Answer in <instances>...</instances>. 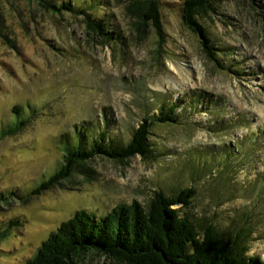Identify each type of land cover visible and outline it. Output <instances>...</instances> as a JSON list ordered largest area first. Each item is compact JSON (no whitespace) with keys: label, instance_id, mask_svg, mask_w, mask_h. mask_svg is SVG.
Segmentation results:
<instances>
[{"label":"rangeland","instance_id":"rangeland-1","mask_svg":"<svg viewBox=\"0 0 264 264\" xmlns=\"http://www.w3.org/2000/svg\"><path fill=\"white\" fill-rule=\"evenodd\" d=\"M76 1L99 3L95 16H106L113 38L88 28L81 14L0 0L12 40L0 36V129L16 117L15 105L29 117L0 141V193L16 192L0 203V227L20 221L0 243V264H25L77 210L100 216L133 200L147 206L155 190L175 194L192 185L198 195L188 212L197 224H215L229 238L236 223H253L246 255L264 257V0H214L213 10L197 14L225 68L185 23L184 0H155L166 32L161 44L151 24L144 32L132 27L133 0ZM172 103L182 124L153 125L150 141L163 152L157 161L97 156L88 170L26 196L57 170L64 135L82 123L96 136L108 127L107 137L128 142L144 116ZM203 163L211 164L206 173ZM77 264L119 263L89 253Z\"/></svg>","mask_w":264,"mask_h":264},{"label":"trees","instance_id":"trees-1","mask_svg":"<svg viewBox=\"0 0 264 264\" xmlns=\"http://www.w3.org/2000/svg\"><path fill=\"white\" fill-rule=\"evenodd\" d=\"M32 1L53 15H63L65 12L81 14L88 28L106 40L113 38L111 36L116 33L110 28L106 16H95L99 3L94 1H89L88 5H80L76 0ZM213 1L184 0L183 19L201 37L208 58L225 68L220 55L221 47L215 46L210 32L197 19V14L214 9ZM127 9L133 17L134 29L144 32L151 24L159 43L164 42V22L155 0H133ZM4 28V20L0 14V36L11 43ZM117 36L120 37L119 34ZM160 109L157 114L144 116L128 142L107 137L108 127L96 136L92 134L88 124L82 123L85 126H81L80 131L77 129L70 136L64 135V156L57 170L26 196L41 195L52 186L70 180L76 170H88V161L97 156L123 162L140 155L145 160L157 161L163 152L150 141L153 125L156 122L182 124L177 104L172 103L166 110L161 105ZM14 112V120L0 129V141L18 133L29 120V117H23L22 106L15 105ZM232 153L230 150L229 154ZM203 166V173L211 169V164L206 166L203 163ZM228 166V161L222 165L219 172L221 176ZM15 194L14 191L9 194L0 193V203L9 202ZM197 195L198 189L193 185L182 188L175 194L159 189L155 190L147 206L133 200L130 203H119L100 216L85 209L77 210L42 241L25 264H77L81 257L89 253L104 255L119 264H264V257L246 255L256 229L253 223H246L245 220L240 225L236 223L234 233L225 238L215 224H197L189 214L188 211L194 208ZM19 224L20 221L15 219L1 226L0 243Z\"/></svg>","mask_w":264,"mask_h":264}]
</instances>
